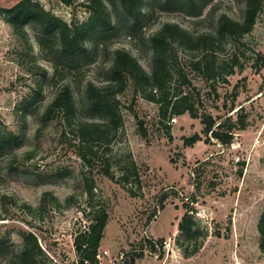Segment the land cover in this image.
<instances>
[{"label": "rangeland", "instance_id": "rangeland-1", "mask_svg": "<svg viewBox=\"0 0 264 264\" xmlns=\"http://www.w3.org/2000/svg\"><path fill=\"white\" fill-rule=\"evenodd\" d=\"M18 1L0 0V7ZM34 1L67 22H82L89 15L80 5L85 0L72 5ZM149 3L153 9L140 20L139 30L117 31L98 46L90 45L76 67L61 65L57 72L47 59L50 48L39 44L36 29L26 26L29 49L0 11V135L18 136L0 147V242L5 244L0 245V264L17 255L27 232L37 236L42 249L35 264H80L74 239L87 229L93 210L101 208L109 218L98 264H114L121 254L127 264L131 252H139L147 239L163 240V245L159 242L150 252L144 244V256L135 264H264L258 231L264 206V64L259 67L257 60L259 53L264 56V5L253 30L240 39H227L225 51L218 54L219 60L229 61L228 55L238 49L240 63L233 73L223 69L211 82L190 71L202 96L201 113H211L217 121L229 115L236 119L243 106L247 126L235 129L232 143L206 141L201 118L189 113L161 121L159 105L128 88L119 95L123 126L111 151L103 146L93 149L98 166L91 170L79 154L64 113L55 110L50 120L42 121L66 83L74 92L78 116L100 120L103 114L89 103L85 88L88 82L107 80L117 48L129 50L150 71L149 38L164 23L175 22L192 32L214 31L221 14L241 20L245 10V0H212L197 16L179 7L163 8V0H145V9ZM55 42L49 41L53 49ZM182 56L188 60L189 51ZM196 132L203 139L186 146L184 138ZM108 156L114 178L97 169ZM129 156L139 169L140 188L133 176L128 183L119 180L118 167L125 166ZM85 178L94 183L92 198L86 194ZM163 194L167 198L161 202ZM186 212L193 216L192 230H198L191 238L178 228ZM198 243V250L186 255Z\"/></svg>", "mask_w": 264, "mask_h": 264}, {"label": "trees", "instance_id": "trees-1", "mask_svg": "<svg viewBox=\"0 0 264 264\" xmlns=\"http://www.w3.org/2000/svg\"><path fill=\"white\" fill-rule=\"evenodd\" d=\"M62 1L72 5L76 0ZM210 1L212 0H163L162 7L167 9L179 7L188 15L197 16L202 14ZM80 5L89 12L86 20L82 22L74 20L67 22L34 0H19L13 6L0 7V11L29 49L32 47L26 26L30 25L36 29L39 44L46 50L50 48L46 57L57 72L61 65L76 67L81 58L89 53L90 45L98 46L100 40L109 38L117 31L123 28H126L125 31L128 33L139 30L140 20L153 9L150 3L145 9V0H85L80 2ZM263 5L264 0H245L243 18L237 20L223 13L219 16L218 26L214 31L192 32L175 22L164 23L149 38L152 50L150 71H147L129 50L117 48L109 62L107 80L101 84L93 81L87 83L86 98L94 109L103 114L100 120L81 119L78 116L74 92L71 85L66 83L48 105L42 121L50 120L55 110L63 112L72 126L74 138L78 140L79 154L85 166L91 170L98 166L93 149L103 146L106 151H111L112 141L123 126L124 118L119 95L128 88L136 95L139 94L148 101L157 103L161 121L189 113L194 118H201L204 124L202 133L206 136V141L214 138L224 144L232 143L235 129H244L247 126V114L243 111V106L237 110L236 119L229 115L224 120L217 121L213 114L201 113L202 96L199 88L193 83L190 71L201 74L205 80L211 82L222 74L223 69L227 74L233 73L234 68L240 63L238 49L228 55L229 61L219 60L218 54L222 50L225 51L223 45L227 39H240L253 30ZM51 39L56 41L55 49L49 44ZM54 51L55 55L52 56ZM185 51H189L188 60L182 56ZM257 60L261 67L264 64L263 54L259 53ZM42 75L45 80L46 72L43 71ZM37 102L38 98L36 101L32 100L30 105ZM139 123L140 131L145 136L147 130L141 120ZM17 139L18 136L13 133L0 135V147ZM202 139L203 136L196 132L190 137H185L184 144L192 146ZM129 158L125 166L118 167L119 180L128 183L130 176H133L134 182L140 188L139 169L135 161L130 156ZM99 162L98 171L114 178L110 156ZM85 181L86 194L92 198L94 183L87 178ZM128 190L133 193V188L130 187ZM166 198L167 194H163L161 202ZM108 218L109 214L104 208L93 210L87 229L76 235L74 244L80 264H98V249L104 237ZM193 225L192 214L186 212L179 221L178 228L191 238L198 233L197 229L192 230ZM258 231L259 248L264 253V206L258 222ZM162 241L145 240L139 252L137 250L131 252L132 257L127 264H135L137 259L144 256V244L153 252L156 251L159 242L163 245ZM2 244L5 245L4 242H0V245ZM199 247L200 243L196 244L186 255L195 253ZM41 251L37 236L33 232H27L17 255L5 264H35L36 254Z\"/></svg>", "mask_w": 264, "mask_h": 264}, {"label": "built area", "instance_id": "built-area-1", "mask_svg": "<svg viewBox=\"0 0 264 264\" xmlns=\"http://www.w3.org/2000/svg\"><path fill=\"white\" fill-rule=\"evenodd\" d=\"M97 258L100 259L101 258V254H97ZM87 262V261H86ZM114 264H126V261H125V258H124V255L121 254V256L119 258L116 259L115 263Z\"/></svg>", "mask_w": 264, "mask_h": 264}]
</instances>
